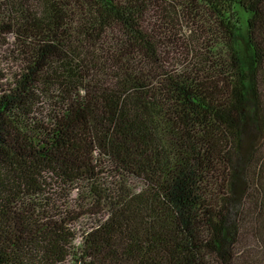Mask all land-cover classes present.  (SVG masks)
<instances>
[{
    "label": "trees",
    "instance_id": "trees-1",
    "mask_svg": "<svg viewBox=\"0 0 264 264\" xmlns=\"http://www.w3.org/2000/svg\"><path fill=\"white\" fill-rule=\"evenodd\" d=\"M1 52L0 264H264V0H0Z\"/></svg>",
    "mask_w": 264,
    "mask_h": 264
},
{
    "label": "rangeland",
    "instance_id": "rangeland-1",
    "mask_svg": "<svg viewBox=\"0 0 264 264\" xmlns=\"http://www.w3.org/2000/svg\"><path fill=\"white\" fill-rule=\"evenodd\" d=\"M246 52V51H245ZM1 54H4V56H1ZM9 56V54H5L4 52L0 53V75L6 74L7 72L12 71V68H14L15 63L13 64L12 60H7L6 57ZM75 194L72 196L74 197ZM87 227L84 223H79L76 228L78 229V235L77 239L74 241L76 246H80L82 243V237L81 234L83 230ZM251 245L254 246L256 244V240L251 237ZM76 263L75 259H72L70 261V264Z\"/></svg>",
    "mask_w": 264,
    "mask_h": 264
}]
</instances>
